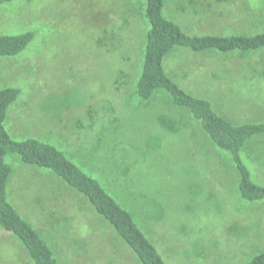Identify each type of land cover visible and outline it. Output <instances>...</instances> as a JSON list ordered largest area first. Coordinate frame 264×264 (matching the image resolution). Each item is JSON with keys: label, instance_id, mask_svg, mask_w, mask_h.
Instances as JSON below:
<instances>
[{"label": "rangeland", "instance_id": "rangeland-1", "mask_svg": "<svg viewBox=\"0 0 264 264\" xmlns=\"http://www.w3.org/2000/svg\"><path fill=\"white\" fill-rule=\"evenodd\" d=\"M215 4L206 15L211 24L192 10L162 12L189 36L264 32V0ZM144 8L145 0L0 3V36L34 34L19 55L0 58V89L19 90L8 133L55 146L96 179L165 264L246 263L264 251V200L240 198L228 153L166 91L148 101L135 94L148 30ZM163 70L227 121L264 122V49L194 53L176 47ZM241 157L253 182L264 186V135L247 141ZM6 162L13 171L9 183L17 174L8 198L57 264H140L84 196L49 170L22 175L34 170L25 171L17 155ZM130 173L133 179L122 177ZM8 237L0 239V264H19L15 239ZM22 264H30L27 257Z\"/></svg>", "mask_w": 264, "mask_h": 264}, {"label": "trees", "instance_id": "trees-1", "mask_svg": "<svg viewBox=\"0 0 264 264\" xmlns=\"http://www.w3.org/2000/svg\"><path fill=\"white\" fill-rule=\"evenodd\" d=\"M11 0H0L7 3ZM163 0H145V33L143 60L136 81L138 99L148 101L157 90L166 91L177 106L184 107L201 131L219 151L231 158L237 176V193L249 203L264 200V186L251 179L241 152L251 138L264 135V122L233 124L218 116L206 100L196 98L179 88L163 70V60L176 47L194 53L216 50L251 52L264 49V32L251 36H189L178 25L162 14ZM33 32L0 36V58L14 57L23 52L33 41ZM19 90L0 89V229L19 242L32 264H57L53 251L34 228L23 219L8 201L7 187L11 167L6 162L9 155H17L28 166L46 169L60 178L74 191L85 197L98 216L121 237L140 264H165L155 246L146 238L131 214L123 209L99 184L69 161L55 146L34 138L15 140L8 133L5 122L9 109L16 102ZM233 171V172H234ZM133 174L123 178L133 179ZM243 264H264V251Z\"/></svg>", "mask_w": 264, "mask_h": 264}, {"label": "crops", "instance_id": "crops-1", "mask_svg": "<svg viewBox=\"0 0 264 264\" xmlns=\"http://www.w3.org/2000/svg\"><path fill=\"white\" fill-rule=\"evenodd\" d=\"M216 2H220V0H172L170 1L167 5H164V0H163V7H162V11L165 9V10H168V9H171L174 8L175 10H181L183 11L182 13H185L184 11H187V10H192V13H196L198 15H202L203 17H206V15H212L213 13V8H215V3ZM178 4V5H177ZM211 10V11H210ZM216 12V11H215ZM163 14V12H162ZM164 16V15H163ZM165 17V16H164ZM166 18V17H165ZM167 19V18H166ZM169 21L175 23L174 21H172L171 19H168ZM214 20L211 18V16H208L206 17V22L208 24H211V22H213ZM176 24V23H175ZM177 25V24H176ZM179 26V25H178ZM11 109V108H10ZM9 109V110H10ZM9 119V111L7 113V117H6V122H5V125H6V128L7 130L9 131L10 127L8 125V120ZM9 128V129H8ZM10 132V131H9ZM21 161V160H20ZM22 162V161H21ZM23 165H25L23 162H22ZM22 165V168L26 171V170H34L32 172H26V173H23L22 175H25V174H31L33 176H37L36 173L39 172L37 170H40L39 168H36V167H32V166H28V165H25L23 166ZM10 166V165H9ZM24 171V172H25ZM12 170H11V175H12ZM10 175V176H11ZM17 174H14L13 176H15ZM12 176V178H13ZM40 176V175H39ZM12 178H11V181L9 183V192H10V187H11V183H12ZM10 179V178H9ZM50 179V178H49ZM9 182V181H8ZM27 191V190H26ZM25 191V192H26ZM8 194V193H7ZM11 198V197H10ZM8 201L11 203V205L17 210V212L19 213L18 211V208L9 200L8 198ZM20 214V213H19ZM27 221V220H26ZM31 226L32 224L27 221ZM32 223H34L33 221H31ZM33 227V226H32ZM35 230V229H34ZM36 231V230H35ZM37 232V231H36ZM38 233V232H37ZM8 233H6L5 231H3L2 229H0V239L2 238V240L4 239H9L10 237H8ZM15 239V238H14ZM14 244L17 245V254L18 256H20V259H19V264H22L23 262V259L25 257H27V254L24 250V248L19 244V242L15 239L14 241ZM28 261L30 262V264H32V262L29 260V258L27 257Z\"/></svg>", "mask_w": 264, "mask_h": 264}]
</instances>
